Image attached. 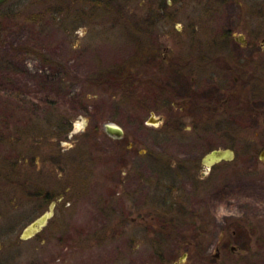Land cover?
Returning <instances> with one entry per match:
<instances>
[{"label":"rangeland","instance_id":"obj_1","mask_svg":"<svg viewBox=\"0 0 264 264\" xmlns=\"http://www.w3.org/2000/svg\"><path fill=\"white\" fill-rule=\"evenodd\" d=\"M172 3L171 23L164 17L166 0H6L0 5L5 41L0 57L7 54L0 62L1 210L9 218L29 208L23 207L21 188L25 157L35 165L41 161L42 177L36 178L34 164L28 173L44 192L64 195L55 209L54 231L46 227L42 236L14 247L6 242L2 264H176L185 250L190 254L184 264H264V130L175 135L163 130L167 121L151 115L153 89L158 95L167 82L161 67L155 82L153 70L141 68L150 64V47L180 40L179 30H197L198 0ZM228 16L223 5L215 32L224 31ZM167 30L173 33L167 36ZM202 31L198 36L206 42ZM109 122L123 127L125 138L110 136ZM224 147L235 150L232 162L212 170L178 167ZM170 163L178 169L164 166ZM178 200L186 202L181 207L187 213L177 205L169 212ZM164 212L172 218L171 234L158 224ZM199 212L208 214V228L194 231L191 220ZM152 216H157L154 226L136 225ZM38 217L34 213L24 226ZM235 220L246 224L237 228ZM195 234L204 246L181 244Z\"/></svg>","mask_w":264,"mask_h":264},{"label":"flooded vegetation","instance_id":"obj_2","mask_svg":"<svg viewBox=\"0 0 264 264\" xmlns=\"http://www.w3.org/2000/svg\"><path fill=\"white\" fill-rule=\"evenodd\" d=\"M221 2L223 4L219 6ZM166 5L164 8L167 12L164 17L167 23H171L175 17L172 12V0H166ZM223 5L229 11L228 26L223 29L224 31L215 32L213 23ZM194 12L198 15L195 20L197 30L190 32L179 30L178 34L185 39L181 38L177 41L171 39L168 41L170 44L166 46L160 47L155 43L156 45L150 47L148 52L150 64L145 66L143 63L141 65L143 71L153 70L154 76L151 78V82L154 81L152 79H156L155 76L159 75L156 73L161 67L160 70L161 72L163 70L164 80L167 82V84H163L164 90L159 93L160 95H157V89H153L155 100L151 115L156 121H167V127H164L163 130L175 135L176 131L180 132L181 130H212L215 135H222L223 130H264V0H198ZM203 24L208 28H205V31H202ZM200 31L207 37L206 42L198 36ZM169 33L173 32L167 30V36ZM194 33L195 35H193ZM171 44L174 46L171 47ZM163 48L168 49L169 53L164 55ZM137 79L139 81L140 77ZM152 84L158 85L157 83ZM158 109H162L163 113L157 116ZM121 128L123 132L120 136H114L106 128L105 130L110 136L123 139L126 132L123 127ZM133 145L123 147L131 149ZM215 149H231L234 152V157L224 158L210 167L205 164L204 157L200 162L195 161L193 164L178 167L194 171L199 170L201 166H206L207 170H212L220 163L232 162L235 159L236 153L232 147ZM261 156L264 160V149ZM149 161L153 162V160ZM37 162L41 161H36L35 165L30 158L25 157L21 160V170L26 173L23 174L21 182L24 201H26L23 207L29 205V208L21 212L19 216L12 214L8 218L4 216L0 206V252L6 242L10 247H14L29 238L42 236V231L46 227L51 226L54 231L58 226L53 217L56 215L55 209L58 208L64 195L57 191L44 192L42 185L34 182L33 176L28 173L32 172L33 164L36 166V178L43 176V167H38ZM164 166L178 169L172 163ZM203 173L206 172L203 171ZM16 196L14 197L16 198ZM45 202L47 203L46 210ZM194 203L199 204V201L196 200ZM53 204V214L45 226L34 235L24 237L23 232L27 227L24 226L25 221L36 212L42 216L47 210H51ZM68 204H71L70 201ZM185 204L184 201H173L170 204L169 212L174 211L176 205L179 206L178 210H184L185 208L181 206ZM184 213H187L186 210ZM199 213L191 220L195 224L194 231L204 226L208 228V223H206L208 214L206 212ZM160 214L164 215V218L152 216L145 222L138 219L136 225H143V229L151 224L154 226L157 217L162 231L170 230L168 234H171V230H173L170 229L172 218L167 219L166 212ZM241 221L235 220L233 224L237 228L244 227L246 223L242 224ZM20 226H24L22 233H20ZM237 228L233 234L236 233ZM195 236L197 238H189L182 241L181 244L188 247L204 246L203 240H199L198 235L195 234ZM227 240L229 239L225 236L222 242L225 243ZM189 254V250L183 252L185 258ZM6 257L8 256L0 254V264L7 261ZM185 258L176 261V264H184Z\"/></svg>","mask_w":264,"mask_h":264},{"label":"water","instance_id":"obj_3","mask_svg":"<svg viewBox=\"0 0 264 264\" xmlns=\"http://www.w3.org/2000/svg\"><path fill=\"white\" fill-rule=\"evenodd\" d=\"M6 0H0V5L5 2ZM106 130L110 132L114 136H120L122 134V128L112 122L106 123L105 124ZM234 157V152L231 149H214L207 153L204 156V162L205 164L210 167L212 164H214L217 161H220L224 158H233ZM53 206H51V210L45 212L42 216L34 220L31 224H29L26 229L23 232L24 237H30L34 235L36 232L41 230L45 224L47 223L48 219L51 217L53 214Z\"/></svg>","mask_w":264,"mask_h":264},{"label":"trees","instance_id":"obj_4","mask_svg":"<svg viewBox=\"0 0 264 264\" xmlns=\"http://www.w3.org/2000/svg\"><path fill=\"white\" fill-rule=\"evenodd\" d=\"M1 32V31H0ZM0 38H1V35H0ZM2 41V42H1ZM3 42H5L2 38L0 39V53H2V54H4L5 52H3V50H2V47H3ZM9 57H11L10 55H9ZM7 60V54L6 55H2L1 57H0V62H1V64H4L5 62L4 61H6ZM29 120H32V118L31 119H29ZM28 123H29V121H28ZM0 125L1 126H4L3 125V123L2 122H0Z\"/></svg>","mask_w":264,"mask_h":264}]
</instances>
